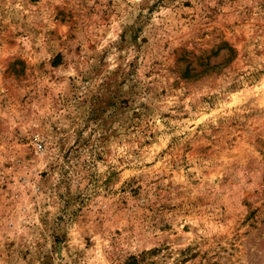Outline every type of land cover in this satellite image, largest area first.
Listing matches in <instances>:
<instances>
[{
  "label": "clouds",
  "instance_id": "obj_1",
  "mask_svg": "<svg viewBox=\"0 0 264 264\" xmlns=\"http://www.w3.org/2000/svg\"><path fill=\"white\" fill-rule=\"evenodd\" d=\"M185 2L40 0L37 4L43 12L70 4L79 10V20L57 22V31L46 37L44 62L29 68L36 79L60 77L68 86L52 111L32 112L27 123L21 120L16 126V139L31 141L36 136L45 142L44 152L25 161L14 152L12 136L11 145L7 140L0 143V264H28L16 253L49 233L67 238L63 264H181L175 251L169 260L162 250L147 249L174 242L171 233L158 231L173 223V215L160 206L169 194L175 195V176L188 164L181 158L178 139L158 155L155 146L149 153L143 141L150 133H156L157 140L177 136L170 121L182 115L187 90L202 78L235 77L237 87L245 81L264 87V27L257 33L259 43L234 59L224 42L231 39L225 35L228 25L205 24L199 16L192 20V11L208 13L217 0H192L198 5L193 10L184 8ZM244 5L252 7L253 0H241L239 6ZM182 14L187 19H181ZM257 15L264 25V11L255 10L253 19ZM58 52L63 63L56 67ZM186 53L202 59L198 72L186 63ZM5 68L0 64V76ZM220 91L227 94L223 84ZM120 100L125 104L114 108ZM119 112L125 113L123 118ZM260 124L264 128V114ZM254 134L249 129V137ZM41 172L47 174L41 177ZM58 246L64 248L63 239Z\"/></svg>",
  "mask_w": 264,
  "mask_h": 264
},
{
  "label": "rangeland",
  "instance_id": "obj_2",
  "mask_svg": "<svg viewBox=\"0 0 264 264\" xmlns=\"http://www.w3.org/2000/svg\"><path fill=\"white\" fill-rule=\"evenodd\" d=\"M39 3L40 0H0V64L6 67L0 76V143L7 140L11 145L13 140L8 137L12 136L14 152L21 154L25 161H31L37 151L43 153L46 144L36 136L31 141L27 137L16 139L19 133L16 126L21 120L27 123L32 112L52 111L56 98L68 87L60 77L53 80L45 75L36 79L29 68L44 62L46 37L57 31V22L76 24L79 20L75 6L57 5L43 12L37 8ZM240 4L241 0H217L208 13L203 9L191 12L194 21L199 16L205 24L228 25L225 35L231 39L224 42L235 53L234 59L251 44L259 43L257 33L264 27L258 15L255 19L252 16L257 9L264 11V0H253L252 7H240ZM197 7L192 0L184 3V8L189 10ZM181 19L187 16L182 14ZM188 35L189 39L193 38V34ZM23 52L35 55H21ZM57 55L61 57L50 59H55L53 64L59 67L63 55L59 52ZM185 57L193 72H198L202 59L194 53H186ZM228 71L226 64L224 72ZM68 79L71 80V75ZM221 84L227 94L220 91ZM184 99L182 115L170 121L177 136H161L157 140L156 133H150L143 141L149 153L155 146L158 155L178 139L181 158L188 164L175 176L172 189L175 195L169 194L160 206L165 214L173 215V223L163 224L158 231L171 233L174 242L158 243L147 251L162 250L169 260L172 259L170 252L175 251L181 264H264V159H261L264 128L260 124L264 114V87L248 85L246 81L237 87L235 77L226 80L223 76H209L191 85ZM124 104L120 100L114 108ZM118 114L121 118L125 115ZM249 129L255 133L251 138ZM161 143L165 148H160ZM4 187L7 190V185ZM61 239L63 249L58 246ZM66 251L67 238L49 233L41 234L16 255L28 264H63Z\"/></svg>",
  "mask_w": 264,
  "mask_h": 264
}]
</instances>
